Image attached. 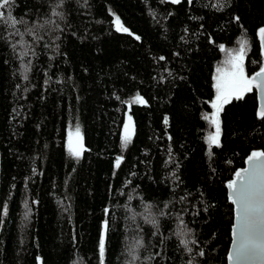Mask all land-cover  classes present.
<instances>
[{
	"label": "trees",
	"instance_id": "trees-1",
	"mask_svg": "<svg viewBox=\"0 0 264 264\" xmlns=\"http://www.w3.org/2000/svg\"><path fill=\"white\" fill-rule=\"evenodd\" d=\"M262 27L264 0L0 8V264H228L227 185L264 151V118L253 84L209 145L214 77L242 42L245 77L264 66ZM77 127L79 158L66 146Z\"/></svg>",
	"mask_w": 264,
	"mask_h": 264
},
{
	"label": "snow or ice",
	"instance_id": "snow-or-ice-1",
	"mask_svg": "<svg viewBox=\"0 0 264 264\" xmlns=\"http://www.w3.org/2000/svg\"><path fill=\"white\" fill-rule=\"evenodd\" d=\"M172 3H179L180 0H171ZM10 0H0V8L5 7ZM14 25L17 21L9 17ZM118 31L127 32L119 23V18L115 21ZM260 36L264 39V28L259 30ZM23 53L22 55H25ZM244 43H241L240 51L233 56L228 63L230 69L223 71L218 78L216 85L217 96L213 102V108L216 109L212 114L211 123L216 127V133L208 137L209 145H219L220 122L218 114L223 105L228 103L234 96L239 99L243 93L251 90V86L257 78V86L264 88V67L253 79H247L243 70ZM221 72V69L217 70ZM26 78V77H25ZM134 102L143 104L144 100L137 96ZM258 116L264 118V108L258 113ZM205 119H208L206 116ZM131 118H129V121ZM132 138L131 124L125 125V132L122 136V145L127 146ZM81 143L80 130L77 127L75 132V142L70 141L69 151L71 155L79 158L83 151ZM249 167L241 172H236V179L232 180L227 187L230 189L229 198L236 205V225L233 229L234 250L229 254L230 261L239 262L243 259L264 260V151H253L248 157ZM120 157H117L116 166L119 167ZM27 215V214H26ZM155 223V221H153ZM184 243V241H182ZM104 238L101 236L100 251L103 254Z\"/></svg>",
	"mask_w": 264,
	"mask_h": 264
},
{
	"label": "water",
	"instance_id": "water-1",
	"mask_svg": "<svg viewBox=\"0 0 264 264\" xmlns=\"http://www.w3.org/2000/svg\"><path fill=\"white\" fill-rule=\"evenodd\" d=\"M264 28V27H262ZM261 29V28H260ZM259 29V30H260ZM258 30V38H259V44H260V48H261V52H262V55L264 56V39L261 38L260 36V32ZM264 67V66H263ZM260 71V70H259ZM258 71V72H259ZM258 72H255L254 75H252L251 77H249V79H253L254 77H256V74ZM260 78H257L256 81H254V86H255V89L257 91V99H258V105H257V113H259L261 111L262 108H264V88H261V87H258L257 86V83H258V80ZM257 151H263V150H257ZM253 152V151H252ZM251 152V153H252ZM251 153L246 157L245 161H244V164L242 167L238 168L236 172H241L243 171L244 169L248 168L249 167V163H248V157L251 155ZM0 174H1V155H0ZM236 174V173H235ZM236 179V175H234V177H232V180ZM231 180V181H232ZM0 181H1V175H0ZM230 181V182H231ZM227 195H228V198H229V193H230V189L227 187ZM230 199V198H229ZM231 201V200H230ZM232 202V201H231ZM233 204V203H232ZM233 207H234V218H233V224H232V227L230 229L231 231V242L229 243L230 246H229V249H228V252H227V263L228 264H264V260H255V259H243V260H240L239 262H235V261H230L229 259V254L233 252L234 250V244H233V241L234 239H236V237L234 236L233 234V229H234V226L236 225L237 221H236V205L233 204Z\"/></svg>",
	"mask_w": 264,
	"mask_h": 264
},
{
	"label": "rangeland",
	"instance_id": "rangeland-1",
	"mask_svg": "<svg viewBox=\"0 0 264 264\" xmlns=\"http://www.w3.org/2000/svg\"><path fill=\"white\" fill-rule=\"evenodd\" d=\"M223 71H226L225 69L224 70H222V72ZM222 72H220V73H218V76H215L214 77V84H215V86H214V88L216 89V85H217V82H218V78L222 75ZM216 96H217V89H216ZM126 117V119H125V122H124V125H123V128L121 129V131H122V136L124 135V132H125V125L126 124H131V127H132V129H133V125H132V121L130 120L129 121V118L130 117H128V115L127 116H125ZM69 134H68V136H67V140H66V143H67V147H68V150H69V147H70V141L72 142V143H74L75 142V132H68ZM132 135H133V130H132ZM81 137V136H80ZM81 143H82V139H81Z\"/></svg>",
	"mask_w": 264,
	"mask_h": 264
}]
</instances>
